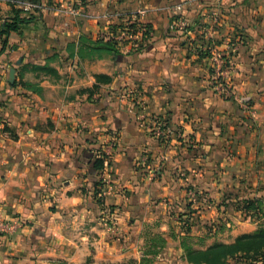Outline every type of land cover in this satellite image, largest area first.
Returning <instances> with one entry per match:
<instances>
[{
    "label": "crops",
    "instance_id": "crops-1",
    "mask_svg": "<svg viewBox=\"0 0 264 264\" xmlns=\"http://www.w3.org/2000/svg\"><path fill=\"white\" fill-rule=\"evenodd\" d=\"M36 1V8L14 7L34 18L0 52V220H20L19 228L0 231V264H125L136 257L132 235L140 227L123 222L133 200L147 202L150 184L135 197L113 190L136 179L130 170L141 147L163 154L167 168L175 157L187 181L204 183L216 199L230 184L241 186V196L264 195V0H223L219 9L211 0ZM139 10L149 34L132 43L122 18ZM216 10L221 23L206 41L198 29ZM11 16L0 1V29ZM174 17L189 21L187 32L171 30ZM237 39L242 44L231 53ZM210 46L229 56L237 100L214 89ZM100 75L110 82L97 81ZM137 119L149 129L165 122L169 142L156 148ZM113 137L120 152L95 172L90 151L109 152ZM102 176L112 182L107 201L123 209L121 243L115 232L79 227L85 211L78 188ZM243 225L235 238L254 230Z\"/></svg>",
    "mask_w": 264,
    "mask_h": 264
},
{
    "label": "rangeland",
    "instance_id": "rangeland-1",
    "mask_svg": "<svg viewBox=\"0 0 264 264\" xmlns=\"http://www.w3.org/2000/svg\"><path fill=\"white\" fill-rule=\"evenodd\" d=\"M136 123L141 130L138 132L152 140L156 148L169 142L165 138V122L157 123L152 129H149V122L142 119H137ZM112 129L115 131L114 127ZM188 142L192 143L190 140ZM107 146L109 152L97 153L98 148L90 151L93 164L96 161L102 163V169L95 172L103 173V169L109 167L113 161L112 156L120 152H117L118 143L114 137ZM141 148L136 149L137 154L130 170L132 177L136 176V179L132 178L130 185H120L113 190L122 197L128 193L135 197L136 188L143 182L148 181L150 184L146 187L150 192L147 202L138 206L133 200L132 211L123 222L128 226L140 227L137 234L132 235V241L136 244V257L129 258L125 264H189L186 255L190 251L202 252L218 244H233L244 235L256 236L259 232H264V195H259L258 191L251 195V192L245 190L241 196V186L230 184L231 187L228 188L227 185V189L222 191L224 194L216 199L211 195L210 187H205L204 183L192 184L187 181L189 174L176 167L178 161L174 160L175 157L171 158L173 166L169 165L167 168L169 159L166 160L163 154ZM193 156L199 157L203 154L194 153ZM103 177L100 180L87 181L78 188L77 192L83 200L81 206L85 211L79 227L95 231L90 228L93 226L110 234L115 232L113 237L121 243L123 239L117 234L121 226L117 223L123 209L107 201L112 192V182ZM217 177L219 172L212 174L210 179L217 180ZM132 188L133 191L130 190ZM249 198H254L255 203L250 207L245 205V213L241 208L244 207L242 202ZM14 220L16 221H3L0 231L9 233L19 228L20 220ZM245 222L253 226L254 230L235 238L242 231V223L245 227ZM262 237L260 235L245 241L243 249L235 256L227 257L225 264H264ZM89 260L87 258V264Z\"/></svg>",
    "mask_w": 264,
    "mask_h": 264
},
{
    "label": "built area",
    "instance_id": "built-area-1",
    "mask_svg": "<svg viewBox=\"0 0 264 264\" xmlns=\"http://www.w3.org/2000/svg\"><path fill=\"white\" fill-rule=\"evenodd\" d=\"M223 0H211V2L214 4V7H217L219 9V6ZM27 8L32 9L36 8V4L29 2L26 3ZM70 13L73 15H77V10H75L73 7L70 8ZM145 15L144 10H139L137 13L130 15L128 17H123L122 22L124 24L125 32L128 36L129 42H137L141 39H144L148 36L149 31H147L142 23H139V18H143ZM207 20L203 23V26H201L198 31L200 36L206 40L211 41L213 38V35L216 33V31L219 28V25L221 23V17L219 10L212 11L207 14ZM190 27V23L186 19H173L171 22V30L177 32L180 31L182 33L187 32ZM242 41L237 39L233 42L229 43V49L231 53L236 52V50L241 46ZM209 68L212 72V76L214 79V89L219 94L221 98L225 99H231V100H237L238 95L233 87L232 81L230 80V70L232 68V62L229 59V56L227 54L220 53L214 46H210L209 48ZM3 221L0 220V224L4 225L2 223Z\"/></svg>",
    "mask_w": 264,
    "mask_h": 264
},
{
    "label": "trees",
    "instance_id": "trees-1",
    "mask_svg": "<svg viewBox=\"0 0 264 264\" xmlns=\"http://www.w3.org/2000/svg\"><path fill=\"white\" fill-rule=\"evenodd\" d=\"M5 1L7 5L11 7L12 10V16L8 20L4 22L0 29V52L4 51L7 43H8V37L11 32H18L21 25L28 24L31 22V20L34 18L33 16H30L28 18H22L21 10L15 9L14 7L17 5H23L29 2L36 3V0H0ZM174 19H177V17H174ZM143 27L148 31V27L146 25H143ZM206 55V54H205ZM97 81H107L110 82V79L106 76H96ZM93 168L95 171L102 169V163L99 161L94 162ZM255 203L254 198H249L242 202V205L244 204V207H241L242 210L246 211V206L250 207L252 204ZM247 207V208H248ZM246 213V212H245ZM262 235L264 238V232H259L256 236L254 235H244L237 240L233 244L225 245V244H218L211 248L206 249L202 252H195L190 251L186 255V260L189 264H225V259L227 257L235 256L237 253H239L243 247L245 246V241H247L250 238L259 237Z\"/></svg>",
    "mask_w": 264,
    "mask_h": 264
},
{
    "label": "water",
    "instance_id": "water-1",
    "mask_svg": "<svg viewBox=\"0 0 264 264\" xmlns=\"http://www.w3.org/2000/svg\"><path fill=\"white\" fill-rule=\"evenodd\" d=\"M21 60H18L17 61V64H20ZM15 69L14 68H11L10 71H9V79H8V82L12 85L15 81Z\"/></svg>",
    "mask_w": 264,
    "mask_h": 264
}]
</instances>
